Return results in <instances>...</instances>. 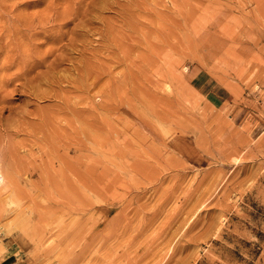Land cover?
<instances>
[{
    "label": "rangeland",
    "instance_id": "rangeland-1",
    "mask_svg": "<svg viewBox=\"0 0 264 264\" xmlns=\"http://www.w3.org/2000/svg\"><path fill=\"white\" fill-rule=\"evenodd\" d=\"M0 196V264H264V0H0Z\"/></svg>",
    "mask_w": 264,
    "mask_h": 264
},
{
    "label": "crops",
    "instance_id": "crops-1",
    "mask_svg": "<svg viewBox=\"0 0 264 264\" xmlns=\"http://www.w3.org/2000/svg\"><path fill=\"white\" fill-rule=\"evenodd\" d=\"M215 90L218 92L219 89H217L216 86H213L211 87L207 92H206V95H210L212 96L213 98H220L219 95L215 92ZM181 152L183 153H189L188 149L184 146H181Z\"/></svg>",
    "mask_w": 264,
    "mask_h": 264
},
{
    "label": "bare ground",
    "instance_id": "bare-ground-1",
    "mask_svg": "<svg viewBox=\"0 0 264 264\" xmlns=\"http://www.w3.org/2000/svg\"><path fill=\"white\" fill-rule=\"evenodd\" d=\"M2 178V177H1ZM6 190H4V192H5ZM2 195V194H1ZM1 197V196H0ZM13 213V212H12Z\"/></svg>",
    "mask_w": 264,
    "mask_h": 264
}]
</instances>
